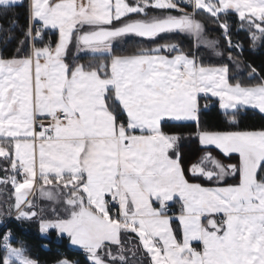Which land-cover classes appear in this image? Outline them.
Returning a JSON list of instances; mask_svg holds the SVG:
<instances>
[{
  "label": "snow or ice",
  "instance_id": "obj_1",
  "mask_svg": "<svg viewBox=\"0 0 264 264\" xmlns=\"http://www.w3.org/2000/svg\"><path fill=\"white\" fill-rule=\"evenodd\" d=\"M18 2L0 0V6ZM181 3L192 12L180 8ZM150 8L166 14L149 17ZM174 11L179 15L170 14ZM201 11L219 23L229 43V26L220 17L231 12L256 30L254 43L264 37V0H137L134 5L126 0H31L29 26L17 55L0 57V157L10 161L13 173L0 183L15 189L17 219L37 216L28 199L36 184L41 198L59 201L66 195L68 212L66 219L41 218L40 230L67 233L92 264H126L122 236L131 242L129 233L136 235L151 264H264V175H258V169L264 171V131L199 133L202 144L240 158L238 166H225L207 154L216 171L193 165L194 173L209 180L239 174L236 184L208 188L189 183L178 158L169 155L176 137L160 128L164 117L194 119L200 93L218 96L225 109L252 105L264 112V82L230 84L227 66L198 64L174 44L134 55L111 52L112 40L127 34L155 38L175 31L215 48L196 19ZM49 27L59 33L55 46L51 41L37 46ZM73 40L78 50L110 55V64L70 66L65 57ZM165 49L169 54L161 55ZM255 73L252 68L249 75ZM110 101H118L126 122H118ZM42 115L51 117L50 127L37 125ZM137 130L148 134L136 135ZM108 195L118 205L115 214ZM177 195L182 240L166 215L167 202ZM217 215L219 219L207 218ZM10 238L11 233L0 238L6 249L0 264H36ZM193 242H200L202 250ZM112 246H117L115 254Z\"/></svg>",
  "mask_w": 264,
  "mask_h": 264
},
{
  "label": "trees",
  "instance_id": "obj_2",
  "mask_svg": "<svg viewBox=\"0 0 264 264\" xmlns=\"http://www.w3.org/2000/svg\"><path fill=\"white\" fill-rule=\"evenodd\" d=\"M192 10L186 4H181ZM166 14L160 10L148 9V16ZM170 14L178 15V12ZM132 19L145 18L143 14H130ZM196 19L204 26V31L209 37L216 38L218 41V56L213 57L205 51L204 47H196L191 35L179 31L161 33L155 38H144L135 34H127L124 40L111 47L112 55H133L144 49H152L158 45L174 44L178 46L185 54L193 56L201 64H220L228 67L229 83H241L242 85H255L264 82V37L255 41L252 40V33L256 30H249L248 24L242 22L238 14L231 12L227 16L221 15V21H227L229 26V39H226L219 23L212 19L207 13L201 11L196 15ZM29 26V0H20L11 7L0 6V56L9 58L17 55V49L20 47L19 41L23 39V33ZM114 26H119L114 22ZM257 35H259L257 33ZM11 37V38H9ZM58 40L56 30L46 28L42 34V39L35 41L37 46H43L51 41L55 46ZM231 45H239L232 47ZM25 52H21L23 54ZM163 53L169 54L167 49ZM175 53H172V55ZM231 55V59L229 58ZM111 56L108 54H94L91 51H76V43L73 40L66 52L65 61L74 66L77 64L93 66L99 62L110 64ZM255 68L256 73L249 75L251 69ZM202 99V98H201ZM211 104L202 107L200 104L197 112V118L191 122H177L164 119L160 128L163 133L175 134L179 137L180 159L184 170L187 165L196 162L205 151H209L223 164H238L239 156L237 154L224 155L218 150L200 144L198 135L201 131L217 132H235L245 130H263L264 131V114L252 108L237 106L232 110H222L216 99H211ZM115 108V114L119 122H126V114L118 101H110ZM4 141L0 140V143ZM10 161L0 157V177L2 179L12 175ZM238 173L233 177L227 178L226 182L236 183ZM199 181L205 185L215 183L214 179L200 177ZM11 183H1L2 190ZM66 190L67 189H63ZM6 209H8L6 207ZM39 212H44L50 217V213L55 215L56 212L50 209L49 203L42 201L37 206ZM36 210V211H37ZM11 211L0 214V238L6 233H11L10 243L13 247L24 249V254L34 259L37 264H52L60 260H67L73 264H92L88 254L83 249L74 248L69 243V237L60 233L55 228H50L44 235L39 230V219H17L10 216ZM50 215V216H49ZM131 242L125 240V261L126 264H151L150 257L145 253L142 246L139 245L137 238L132 234ZM2 242V240H0ZM135 245V247H133ZM128 249H131L129 251ZM115 254L117 246H112ZM6 249L0 247V258L4 257ZM103 255V253H102ZM106 259L111 257H105ZM117 264H120L117 261Z\"/></svg>",
  "mask_w": 264,
  "mask_h": 264
},
{
  "label": "crops",
  "instance_id": "obj_3",
  "mask_svg": "<svg viewBox=\"0 0 264 264\" xmlns=\"http://www.w3.org/2000/svg\"><path fill=\"white\" fill-rule=\"evenodd\" d=\"M20 1V0H19ZM56 2H59V0H56ZM78 2H83V3H87V0H78ZM126 2L127 3H129V4H135L136 2H137V0H126ZM30 4H31V0H29V16H30ZM50 28V27H49ZM50 29H52V28H50ZM53 30H56L57 31V33H58V30L57 29H53ZM85 30H90L87 26H85ZM58 35H59V33H58ZM54 47V46H53ZM83 51H85V50H83ZM24 54H26V52L25 53H23V54H20V55H24ZM161 55H168V54H166V53H163V52H161L160 53ZM176 54V53H175ZM175 54H173V55H175ZM134 55V54H133ZM126 56V55H125ZM1 57V56H0ZM14 57V56H13ZM2 58H4V57H2ZM10 58H12V57H9V58H5V59H10ZM190 58H194L195 60H196V58L195 57H193V56H190ZM66 63H68L67 61H65ZM197 62V61H196ZM69 64V63H68ZM70 65V64H69ZM70 66H72V65H70ZM75 66V65H74ZM230 84H235V83H230ZM256 85V84H255ZM243 86H253V85H243ZM201 94V93H200ZM200 94H198V97H197V103H198V110H199V106H200V104L201 103H203L206 99L207 100H211V99H214V97H209L208 98V96L207 95H205L206 96V98H199V95ZM211 102V101H210ZM237 106H242V107H245V108H252V109H255V110H257V111H259L260 113H262V114H264V112H262L259 108H257V107H254V106H252V105H237ZM198 112V111H197ZM126 114V113H125ZM39 117H50V116H46V115H42V116H39ZM196 118H197V113H196V117L194 118V119H186V120H176V119H174V118H171V117H164V118H162V120H161V122L164 120V119H168V120H172V121H177V122H191V121H195L196 120ZM119 122V121H118ZM51 124H52V121H51ZM161 124V123H160ZM163 133V132H162ZM136 135H141V134H145V135H147L148 133H141L139 130H137V132L135 133ZM164 134H166V133H164ZM166 135H169V136H175L176 137V142H175V144H174V146H173V148L172 149H170L169 150V155H170V157L172 158V159H177L178 158V162H179V164H180V166H181V168L183 169V171H184V175H185V178L189 181V183H193V184H200L202 187H208L209 188V185H205V184H203L202 182H200L199 181V178L200 177H203V178H206V177H204V176H202V175H200L198 172H196V173H194L193 172V170H192V166L193 165H200L201 167H203V168H205V169H209V170H212V165H210L209 164V162L206 160V161H204L203 163H202V161L200 160L201 158H199L196 162H193V163H190L189 165H187V168H186V171L184 170V168H183V166H182V163H181V159H180V150H179V137L177 136V135H175V134H166ZM200 144H201V142H200ZM202 145V144H201ZM202 146H204V145H202ZM207 147V146H206ZM210 148H214V147H210ZM214 149H216V150H218L219 152H221L222 154H224V155H227L226 153H224V152H222L220 149H218V148H214ZM230 154H237L238 156H239V154L238 153H230ZM213 157H215V156H213L212 155V158ZM219 160V159H218ZM239 162H240V158H239ZM239 162H238V164H224V165H227V166H229V165H239ZM209 165H210V167H209ZM214 171V170H213ZM18 178H19V176H18ZM239 182V174H238V180H237V182L236 183H238ZM33 187H34V189H36V191L33 193V192H30L29 193V195H28V199L29 200H32L33 201V204H34V207H32V210H33V212H35L36 210H37V206H38V204H40V202H42V201H45V202H47V203H49V205H50V207L52 208V202H51V200H48V199H44V198H41V197H39L38 196V194H37V190L39 189V185H36V184H34L33 185ZM45 187H49V185H45ZM8 189H9V192H10V194L8 193V195H4L7 191H6V189L5 190H2V192H3V195H2V197H3V199L4 200H9V199H12V200H10V201H13L14 200V196H12V194L14 195V188H12V187H8ZM64 193H66L67 191L66 190H63V189H61ZM37 194V195H36ZM5 197H8V198H6L5 199ZM110 198H111V196L110 195H108V196H106V199H108V200H110ZM6 200V202H4V205L8 208V209H5V211L6 212H9V211H11V214H10V216H12V214L16 211V208L14 207V205L12 204H10V202H8ZM153 201H154V204H153V206L154 207H158L159 205H158V203H156L155 202V198H153ZM169 202H180L181 204H182V201L179 199V197H178V195L177 196H175L174 198H173V200L172 201H169ZM116 211L117 210H115V212H112V214H115L116 213ZM182 214V213H181ZM181 214H179V215H169L170 216V220L172 221V222H174L175 224H176V226H178L179 228H180V234H179V238L178 239H181L182 240V237H183V230H182V225H181V223H180V220H179V216L181 215ZM166 215H168V214H166ZM206 216H207V214H205ZM208 219H212V218H216V219H219L218 218V216H216V217H211V216H209V217H207ZM202 220H203V222L204 223H207V219H205V218H203L202 217ZM58 230V229H57ZM179 230V229H178ZM59 231V230H58ZM63 234H66L68 237H69V235L67 234V233H63ZM133 233H129V236H131ZM135 237H136V235L135 234H133ZM124 238H127V237H124V236H122V239H124ZM137 238V237H136ZM137 241H138V238H137ZM139 242V241H138ZM69 243H71V238L69 237ZM192 246H194V248H196V249H198V250H202V244L200 243V242H193V244H192ZM62 261H67V260H60V261H57V262H55V263H52V264H61V262ZM69 262V264H73L72 262H70V261H68Z\"/></svg>",
  "mask_w": 264,
  "mask_h": 264
},
{
  "label": "rangeland",
  "instance_id": "obj_4",
  "mask_svg": "<svg viewBox=\"0 0 264 264\" xmlns=\"http://www.w3.org/2000/svg\"><path fill=\"white\" fill-rule=\"evenodd\" d=\"M182 4V3H181ZM181 4L179 5L180 6V8H183L184 9V11H186V12H189V13H191L192 12V10H190V9H188V8H186V7H182L181 6ZM184 4V3H183ZM162 15H164V14H162ZM173 15V14H172ZM179 15V14H178ZM141 19V18H140ZM182 33H184V32H182ZM185 34H187V33H185ZM190 35V34H189ZM192 36V38H193V40H194V44H195V46L196 47H204L205 48V51H207L208 53L210 52V55H212L213 57H217L218 56V54H217V52L219 51V49L217 48V44H218V41L216 40V38L214 37V38H212V37H209V35H207L206 33H205V31L203 32V37H204V39L205 40H213V41H215L216 42V47L215 48H211V47H209V46H207L206 44H204L202 41H200V40H198L197 39V37L195 36V35H191ZM126 36L124 35V36H122V37H118V38H115V39H113L112 40V42H111V47L113 46V45H115V44H119V43H121L123 40H124V38H125ZM76 51H83V50H78L77 49V47H76ZM85 51H90V50H85ZM198 64H201V63H199V62H197ZM202 65H204V66H211V67H222V66H225V65H220V64H214V65H210V64H202ZM204 95H207L208 96V98L209 97H214V99H216L217 101H218V104H219V107L222 109V110H232V109H234V108H228V109H225V108H222L221 107V102H220V98L218 97V96H213L210 92L209 93H207V94H204ZM200 107V106H199ZM260 131H263V130H245V131H235V132H260ZM201 132H210V131H201ZM227 132V131H226ZM200 133V132H199ZM210 133H222V132H217V131H215V132H213V131H211ZM198 138H199V135H198ZM199 141H200V138H199ZM201 142V141H200ZM202 144V143H201ZM202 145H204V144H202ZM204 146H207V147H214V148H218V147H216L215 145H204ZM219 149V148H218ZM221 150V149H220ZM222 151V150H221ZM223 152V151H222ZM207 154H210L211 155V153L207 150V151H205L204 152V154H202L201 155V161H206V155ZM228 154H230V153H227V155ZM211 157H212V155H211ZM215 160H217V161H219L216 157H213ZM221 164H223L221 161H219ZM209 164L210 165H212L210 162H209ZM210 165H209V167H210ZM224 165V164H223ZM225 166H227V165H225ZM212 167V170H214V171H216V169L213 167V165L211 166ZM235 174H229V175H226V176H224V178L222 179V180H219V181H217L216 179H214V181H215V183L214 184H212V185H209V188H211V187H224V186H228V185H233V184H236V183H232V182H226L225 180H227V178H230V177H233ZM258 175H264V171H261L260 169H258ZM0 179H2L1 177H0ZM0 185H1V183H0ZM9 186H12V184L11 185H9ZM49 187H51V186H49ZM49 187H45V188H49ZM0 188H1V186H0ZM14 188V187H13ZM4 189H6V193L4 194L5 196L6 195H8V193L10 194V192H9V189H8V186L6 185V187L4 188ZM62 191V190H61ZM62 193H64L63 191H62ZM37 194H38V196L39 197H41L40 196V194H39V189L37 190ZM36 194V195H37ZM2 195H3V192H2V189H0V214L1 213H3V212H5V209H6V206L4 205V202H6V198H8V197H5V199L6 200H4L3 199V197H2ZM12 196H14V200L13 201H10V200H12V199H9V200H7L8 202H10V204L12 205H15V189H14V195L12 194ZM64 200H66V195L65 196H63L62 197V199L61 200H59V201H52L51 200V202H52V208L50 207V209H52V211H55L56 212V214L55 215H52V213H50V217H45L44 218V216H48V214H45L44 212H39L38 210L37 211H35L36 213H37V216L36 217H34V218H38L39 219V230H40V221H41V218H43L44 220H55L57 217H59V218H62V219H66V218H68V212L66 211V209H67V205H66V203H64ZM24 210L25 211H27L28 210V208H27V206H24ZM31 211H33L32 210V208H31ZM17 216L18 215V212H17V210L12 214V216ZM169 216V215H168ZM170 217V216H169ZM0 224H4L3 222H2V220L0 221ZM170 226L172 227V229H173V232H174V234L177 236V238H179V234H180V228L178 227V226H176V224L174 223V222H172L171 220H170ZM179 229V230H178ZM40 233L42 234V235H44L45 234V232H42L41 230H40ZM6 234H8V233H6ZM5 234V235H6ZM70 245L72 246V247H74V248H78V249H83L80 245H74V244H72V242L70 243ZM194 247V246H193ZM84 250V249H83ZM6 255V254H5ZM27 256V255H26ZM27 257H29V256H27ZM150 257V256H149ZM30 258V257H29ZM88 258H89V256H88ZM30 259H32V258H30ZM106 259V258H105ZM33 261H35L34 259H32ZM89 260H90V258H89ZM106 260H110V258H108V259H106ZM151 260V259H150ZM36 262V261H35ZM90 262L92 263V261L90 260ZM36 264H37V262H36Z\"/></svg>",
  "mask_w": 264,
  "mask_h": 264
},
{
  "label": "built area",
  "instance_id": "obj_5",
  "mask_svg": "<svg viewBox=\"0 0 264 264\" xmlns=\"http://www.w3.org/2000/svg\"><path fill=\"white\" fill-rule=\"evenodd\" d=\"M199 98H206V96L204 95V93H201L199 95ZM210 104L211 102L206 99L202 107H207ZM51 121H52L51 117H38L37 125L43 124L45 128H48L51 126ZM19 179H22V177H19ZM109 201L111 202L110 206L112 207V212H115V210H117L118 205H116L115 202L111 200V198ZM167 208H168V211L166 214L168 215H179L182 213V204L180 202H167ZM220 215H217L218 218H220Z\"/></svg>",
  "mask_w": 264,
  "mask_h": 264
}]
</instances>
